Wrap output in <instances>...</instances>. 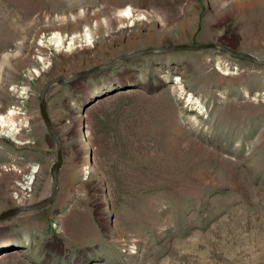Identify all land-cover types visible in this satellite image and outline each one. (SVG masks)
<instances>
[{
	"label": "rangeland",
	"instance_id": "1",
	"mask_svg": "<svg viewBox=\"0 0 264 264\" xmlns=\"http://www.w3.org/2000/svg\"><path fill=\"white\" fill-rule=\"evenodd\" d=\"M0 7V264H264V0Z\"/></svg>",
	"mask_w": 264,
	"mask_h": 264
},
{
	"label": "bare ground",
	"instance_id": "2",
	"mask_svg": "<svg viewBox=\"0 0 264 264\" xmlns=\"http://www.w3.org/2000/svg\"><path fill=\"white\" fill-rule=\"evenodd\" d=\"M1 8V7H0ZM118 12H120V14L122 15V16H124V17H129V16H132L133 15V8L130 6V5H125L122 9H119V11ZM139 15L137 16V18L138 19H140V18H143V16H144V14L142 13V12H139L138 13ZM123 31V30H122ZM131 31V30H130ZM120 34V33H119ZM123 34V33H122ZM52 37L53 38H55V41L57 42L56 43V45L59 43V41H60V36H59V34L57 33V32H54L53 34H52ZM72 38V37H71ZM86 38H87V41L88 42H90L91 43V39L90 38H88V36H86ZM72 41V39H70L69 40V42H68V48L69 47H71V42ZM80 52H87V51H85V50H82V51H80ZM76 55L77 54H75L74 52H70L69 53V57L70 58H74V57H76ZM11 113V112H10ZM8 122H11V123H8ZM18 128H16V126H14V124H13V120L11 119V118H9V116H5L4 114L3 115H0V136H3V137H7V138H9V139H11L13 142H15V143H19V144H22V143H24V142H26L25 140H23V139H21V137H20V135L18 134ZM86 144H88V142H86ZM144 151V150H143ZM191 151V150H190ZM145 153V152H144ZM156 153V152H155ZM88 155V154H87ZM154 156V155H153ZM91 164L92 162L90 161V160H87V162H86V164ZM159 165V164H158ZM194 165V164H193ZM156 166V165H155ZM161 166V165H160ZM86 167H88V165L86 166ZM153 168V167H152ZM85 169V168H84ZM154 169V168H153ZM156 169V168H155ZM170 169V168H169ZM38 170H39V165L38 164H34V165H32L31 166V168H30V171L27 173V174H25V175H23V182H21L20 183V185H21V188L22 189H24L25 191H29V190H31V184L34 182V180H35V174L38 172ZM88 170V169H87ZM108 170V169H107ZM152 170V169H151ZM150 171V170H149ZM84 172H87V171H84ZM103 172H105L104 170H103ZM118 172V171H117ZM107 173H108V171H107ZM120 173V172H119ZM170 173H173V171L172 172H170ZM169 173V174H170ZM86 174V173H85ZM103 174V173H102ZM174 175H175V173H174ZM121 176H123V175H121ZM125 176H127V175H125ZM124 176V177H125ZM106 177V176H105ZM108 177V176H107ZM106 177V178H107ZM120 178V177H119ZM127 178H128V176H127ZM108 179V178H107ZM124 180V179H123ZM122 181V180H121ZM112 183V182H111ZM114 183V182H113ZM123 183V182H122ZM108 184V183H107ZM149 184V183H148ZM113 185V184H112ZM127 185V184H126ZM132 185V184H131ZM146 185H147V183H146ZM146 185H144V187H146ZM150 185H151V183H150ZM128 186V185H127ZM133 186V185H132ZM155 186V185H154ZM111 187V186H110ZM109 187V188H110ZM124 187H125V184H124ZM130 187V186H129ZM128 187V188H129ZM149 187V186H148Z\"/></svg>",
	"mask_w": 264,
	"mask_h": 264
},
{
	"label": "water",
	"instance_id": "3",
	"mask_svg": "<svg viewBox=\"0 0 264 264\" xmlns=\"http://www.w3.org/2000/svg\"><path fill=\"white\" fill-rule=\"evenodd\" d=\"M203 47L219 48L221 50H224V51L234 55L235 57H237L239 59H252V57H250L247 54H244V53H241V52H238V51H234V50L228 49L226 47H223L221 45L214 44V43H200V44H196V45H192V44H172V45H169L167 47H163L161 50H170V49L195 50V49H199V48H203ZM84 72H86V71H80V72H78L75 75L82 74ZM39 107H40V114H41L43 120L45 121L47 127H50L49 119H48L47 113H46V111L44 109L43 100L42 99L40 101ZM60 160H61V157H60V153L58 152L57 161L53 164V166L51 168V175L53 177L54 182H55V175L57 173V169H58V166L60 164ZM33 206H35V205H33ZM15 210H16L15 208H9V209H6V210L0 212V219L13 214Z\"/></svg>",
	"mask_w": 264,
	"mask_h": 264
}]
</instances>
